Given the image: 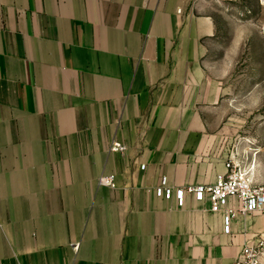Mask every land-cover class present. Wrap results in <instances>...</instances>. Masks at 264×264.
<instances>
[{
    "label": "crops",
    "instance_id": "obj_1",
    "mask_svg": "<svg viewBox=\"0 0 264 264\" xmlns=\"http://www.w3.org/2000/svg\"><path fill=\"white\" fill-rule=\"evenodd\" d=\"M224 1L0 0V264H232L264 239V214L226 231L175 196L238 155L206 56Z\"/></svg>",
    "mask_w": 264,
    "mask_h": 264
},
{
    "label": "rangeland",
    "instance_id": "obj_2",
    "mask_svg": "<svg viewBox=\"0 0 264 264\" xmlns=\"http://www.w3.org/2000/svg\"><path fill=\"white\" fill-rule=\"evenodd\" d=\"M252 1L211 5L217 32L206 56L225 73V124L238 146L236 162L254 182L264 183V4Z\"/></svg>",
    "mask_w": 264,
    "mask_h": 264
},
{
    "label": "built area",
    "instance_id": "obj_3",
    "mask_svg": "<svg viewBox=\"0 0 264 264\" xmlns=\"http://www.w3.org/2000/svg\"><path fill=\"white\" fill-rule=\"evenodd\" d=\"M113 150H122L120 142L114 141ZM236 155L230 152L224 162L225 172L218 174L216 180L210 184L186 185L175 190V196L180 203L185 193L196 194L200 199L209 201V209L213 212L222 211L224 228L228 231L230 223L238 213L264 214V183L254 182L236 162ZM104 185H114V176L105 175L100 178ZM163 178L161 186L156 189L158 194L170 197L172 189L165 186ZM230 199H235L237 208L228 206ZM264 249V239L255 243L245 244L235 255L232 264H261L260 257Z\"/></svg>",
    "mask_w": 264,
    "mask_h": 264
},
{
    "label": "bare ground",
    "instance_id": "obj_4",
    "mask_svg": "<svg viewBox=\"0 0 264 264\" xmlns=\"http://www.w3.org/2000/svg\"><path fill=\"white\" fill-rule=\"evenodd\" d=\"M264 29V28H263Z\"/></svg>",
    "mask_w": 264,
    "mask_h": 264
}]
</instances>
